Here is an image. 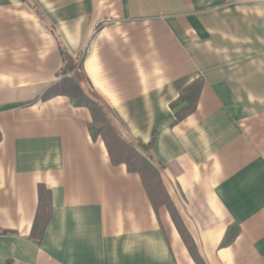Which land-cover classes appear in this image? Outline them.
<instances>
[{"label":"crops","instance_id":"obj_1","mask_svg":"<svg viewBox=\"0 0 264 264\" xmlns=\"http://www.w3.org/2000/svg\"><path fill=\"white\" fill-rule=\"evenodd\" d=\"M60 42L157 185L43 98ZM0 264H264V0H0Z\"/></svg>","mask_w":264,"mask_h":264},{"label":"trees","instance_id":"obj_2","mask_svg":"<svg viewBox=\"0 0 264 264\" xmlns=\"http://www.w3.org/2000/svg\"><path fill=\"white\" fill-rule=\"evenodd\" d=\"M60 52L62 64L60 65L59 80L51 85L43 98H49L55 95H67L73 105L84 106L89 108L92 115V121L89 123V131L93 136H102L111 160L115 164L125 163L127 169L140 173L148 185L159 183L158 173L160 165L154 160L151 151L154 146L155 134L149 143L137 142L128 136L120 121L114 113L105 104H102L100 98L93 90L87 75L84 70V55H73L68 48L60 42ZM184 97V96H182ZM158 177V178H157ZM156 181V182H155ZM152 182V183H151ZM150 190V189H149ZM50 206L41 205V213L45 219L38 222L33 227L32 236L40 242L43 236V231L50 218ZM41 229V234L38 233ZM228 243V240L223 241V245Z\"/></svg>","mask_w":264,"mask_h":264}]
</instances>
